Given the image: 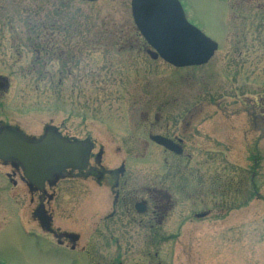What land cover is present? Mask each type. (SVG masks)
Wrapping results in <instances>:
<instances>
[{"label": "rangeland", "instance_id": "rangeland-1", "mask_svg": "<svg viewBox=\"0 0 264 264\" xmlns=\"http://www.w3.org/2000/svg\"><path fill=\"white\" fill-rule=\"evenodd\" d=\"M179 1L188 22L219 45L206 65L175 69L138 52L130 0H0V74L9 81L0 93V125L29 137L49 124L69 136L89 135L104 167L123 163L135 189L154 186L170 196L161 233L131 224L112 242L91 234L97 214L109 211L105 198L94 205L97 193L81 191L80 203L67 201L56 214L60 225L79 235V248L96 243L102 261L264 264V0ZM52 21L74 40L112 48L126 36L135 46L98 50L104 65L97 59L96 66L111 74L98 89L55 95L43 75L30 71L28 48ZM65 80L66 87L76 83ZM151 135L181 138L182 155L152 144ZM10 172L0 164V263L90 264L92 255L72 258L48 246L50 237L30 218L27 190L18 180L17 187L7 182Z\"/></svg>", "mask_w": 264, "mask_h": 264}, {"label": "flooded vegetation", "instance_id": "flooded-vegetation-1", "mask_svg": "<svg viewBox=\"0 0 264 264\" xmlns=\"http://www.w3.org/2000/svg\"><path fill=\"white\" fill-rule=\"evenodd\" d=\"M56 24L52 21V23L42 25L43 36H35L32 45L28 46L31 52L34 53L35 64L31 67L32 72H38V76L43 75L44 82H46V91H53L55 95V92L60 93L64 90L81 92L85 89H98L100 87L99 82L102 83L105 80L104 76L108 78L111 75L109 68L104 69L99 68L98 65L96 66L97 59L100 60L101 65H104L103 57L99 58L100 55L97 54L98 50L116 48L119 51H125L134 49L135 46L126 36L120 38L122 45H112V48H108L106 45L98 46V42L94 40H74V38L65 35V25ZM145 50V44L139 42L138 52L144 53ZM91 54L95 55L93 60L89 62L90 58H87V56ZM106 54L104 60L108 61L110 51ZM2 56L0 47V64L4 57ZM88 65H95V68H89ZM83 76H89V79L86 77L85 82L82 84ZM65 79H68V82L75 79L76 83H69V86L66 87L67 81ZM90 81L91 83H89ZM50 126L49 124L46 128ZM57 130L60 136L69 142L75 140H90L91 142L92 140L89 135L77 138L69 136L67 132H61L59 128ZM172 140L174 142L181 140L179 145L182 148L183 141L181 138L175 137ZM94 149L95 147H92L91 152L88 154L84 168L53 170L48 173L40 186L31 184L24 178L22 168L17 161L9 160L5 163L0 162V164L11 169L10 173L5 174V178L11 187H17L18 180L20 185H23L27 190L29 194L28 204L31 207L30 218L37 223L41 232L53 240L45 237L49 247L55 248L57 253L65 251L72 258L83 257L84 260H90L88 257L92 255L93 259L90 264H124V259L116 260L112 258L102 261L101 254H98L101 249L99 250L94 242V245L88 243L79 248V235L60 225L56 215L59 210L61 211L67 201L80 203L83 199L81 191L86 194H90L91 191L96 192L97 195L94 194L93 204L98 205L99 200L105 198V206L108 207L109 211L102 216L97 214L96 219L93 221L91 234H104L112 242L116 235H128L131 224H136L137 229L147 230L152 235L161 233L160 226L163 223L166 211L170 208V203L163 191L156 189L154 186H142L140 189H135L129 180V170L126 169L123 163L119 165V168L104 167L100 163L102 150H99L101 151L100 156H97L93 153ZM120 166L122 167L120 168ZM77 181L82 184L74 186L73 182ZM86 182H89V185L86 184L85 186L84 183ZM72 193L75 195H72ZM138 208H142L143 212L138 213ZM28 235L37 236L34 231H29ZM96 247L98 253L93 252ZM116 248L121 251L119 245H116ZM118 255L124 257L125 254ZM77 261L79 262L78 259ZM143 262L144 264H158L145 260Z\"/></svg>", "mask_w": 264, "mask_h": 264}, {"label": "water", "instance_id": "water-1", "mask_svg": "<svg viewBox=\"0 0 264 264\" xmlns=\"http://www.w3.org/2000/svg\"><path fill=\"white\" fill-rule=\"evenodd\" d=\"M130 11L138 33L152 49L149 55L153 60L160 58L175 68L201 66L217 50L215 42L188 23L178 0H131ZM149 139L181 154L180 148L166 138L154 135ZM90 149L87 140L68 142L52 130H47L40 140H29L13 127H0V160L17 161L25 179L36 186L53 170L83 168ZM137 211L143 212L142 208Z\"/></svg>", "mask_w": 264, "mask_h": 264}, {"label": "trees", "instance_id": "trees-1", "mask_svg": "<svg viewBox=\"0 0 264 264\" xmlns=\"http://www.w3.org/2000/svg\"><path fill=\"white\" fill-rule=\"evenodd\" d=\"M137 36V35H136ZM261 93H263V92H259V94H261ZM264 94V93H263ZM260 98V97H259Z\"/></svg>", "mask_w": 264, "mask_h": 264}]
</instances>
